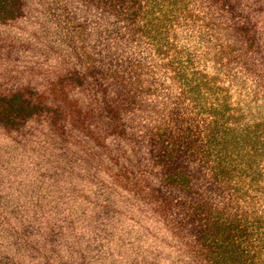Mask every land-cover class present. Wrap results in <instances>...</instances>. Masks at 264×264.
I'll return each instance as SVG.
<instances>
[{
    "label": "trees",
    "instance_id": "1",
    "mask_svg": "<svg viewBox=\"0 0 264 264\" xmlns=\"http://www.w3.org/2000/svg\"><path fill=\"white\" fill-rule=\"evenodd\" d=\"M0 264H264V0H0Z\"/></svg>",
    "mask_w": 264,
    "mask_h": 264
}]
</instances>
